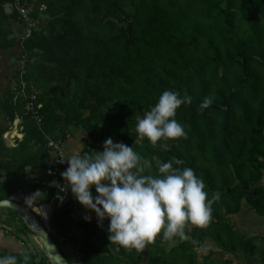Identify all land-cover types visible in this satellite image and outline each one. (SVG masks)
Masks as SVG:
<instances>
[{"label": "trees", "instance_id": "1", "mask_svg": "<svg viewBox=\"0 0 264 264\" xmlns=\"http://www.w3.org/2000/svg\"><path fill=\"white\" fill-rule=\"evenodd\" d=\"M4 1L0 48L9 49L18 38L7 26L17 19L3 13ZM32 1L38 24L24 43L26 80L38 93L42 123L38 127L23 114L21 102H13L8 81L0 94V117H6L0 126V200L40 190L47 194L41 202H50L46 138L66 142L80 129L79 154L102 152L111 138L152 162L146 174L157 175V162L180 159L179 167L193 168L204 181L208 198L218 194L219 199L207 227L189 224L187 240L158 235L140 251L117 250L108 239L109 221L98 226L91 211L86 222V209L71 195L66 205L54 203L47 227L69 264L65 248L79 264H243L218 263L210 256L199 261L197 249L207 240L221 253L259 254L257 239L237 231L229 217L244 209L264 217V0ZM44 14L49 19L41 27ZM166 90L192 98L175 116L187 137L155 146L147 139L135 143L136 124ZM205 97L213 102L202 110ZM16 116L22 137L11 147L2 137ZM37 170L45 177L33 178ZM0 211L22 221L11 210ZM22 251L3 248L0 256L22 259ZM29 253V264H51ZM258 264H264V253Z\"/></svg>", "mask_w": 264, "mask_h": 264}, {"label": "clouds", "instance_id": "2", "mask_svg": "<svg viewBox=\"0 0 264 264\" xmlns=\"http://www.w3.org/2000/svg\"><path fill=\"white\" fill-rule=\"evenodd\" d=\"M191 101L187 94L164 91L136 124L135 143L147 139L155 146L161 140L186 138L184 126L175 116L181 105ZM212 102L211 97H205L199 107L206 109ZM59 158L68 167L61 173L64 185L57 181L49 185L58 189L57 200L62 203L65 197L59 193L70 189L80 205L95 213L98 226L103 227L107 219L108 239L117 245V250L122 247L143 251L158 235L166 240H187L185 228L189 224L207 227L212 219V204L219 199L218 194L208 198L204 181L193 168L179 167L183 160L157 162V175L146 174L153 167L152 162L133 146L113 143L111 138L104 142L102 152L64 154ZM46 195L37 190L25 197L24 203L31 205L46 199ZM41 217L47 219V212L42 209ZM84 219L87 222L91 217ZM19 257L22 259L16 255L0 256V264H29L28 251L20 252Z\"/></svg>", "mask_w": 264, "mask_h": 264}, {"label": "rangeland", "instance_id": "3", "mask_svg": "<svg viewBox=\"0 0 264 264\" xmlns=\"http://www.w3.org/2000/svg\"><path fill=\"white\" fill-rule=\"evenodd\" d=\"M44 5V4H43ZM103 7V6H102ZM40 26L48 21V17L46 14L43 15ZM69 26H67L68 28ZM47 28V27H46ZM57 28L62 29V26L59 25ZM53 29L54 26H53ZM41 87V86H40ZM6 123V117H0V126H3ZM22 131V130H21ZM9 132V133H8ZM75 134V141L73 144L80 145V139L83 136V132L80 129H76L73 131ZM8 135V136H7ZM15 137L16 141H19L17 136L13 133V125L8 128V131L3 134L2 139L4 140L7 146H15L12 138ZM79 147V146H78ZM80 148V147H79ZM264 177V176H263ZM264 185V178H263ZM22 196L26 195V192H20ZM33 193V192H32ZM17 200H20V196H14ZM25 198V197H24ZM43 204L41 200L36 201L35 203L28 205V209L30 212L38 218L41 216L40 206ZM36 214V215H35ZM90 215L91 211L86 210L85 215ZM43 218V217H42ZM45 219V218H43ZM229 221L233 224L235 229L245 235L246 237H255L256 244L259 246L261 252L254 256L242 257L236 254H232L229 252L221 253L220 250L215 246V244L209 240L205 241L202 248L197 249L198 260L201 261L203 257L210 256L211 259L215 262H220L222 259H233L234 263H243V264H258L261 254L264 253V217H260L256 215L254 212L244 209L243 211L232 215L229 217ZM0 240L4 238V241H0V249H6L8 252L26 250L33 254H37L39 256H45L42 246L38 240V237L35 234L28 231L25 227V223L23 221L18 220L12 214L7 211H0ZM6 242V243H5ZM69 260L72 264H79L76 261V258L68 251L67 248L63 249ZM214 251L215 254H211L210 252Z\"/></svg>", "mask_w": 264, "mask_h": 264}, {"label": "built area", "instance_id": "4", "mask_svg": "<svg viewBox=\"0 0 264 264\" xmlns=\"http://www.w3.org/2000/svg\"><path fill=\"white\" fill-rule=\"evenodd\" d=\"M32 0H8L1 3L2 11L7 16H15L19 24L21 25L22 32L18 37V58H16V67L12 74V76L8 79L9 81V90L12 94L13 102H21L22 112L25 116L30 117L33 122L40 127L42 123V115L41 108L42 105L38 101V93L35 89L29 85L26 80V67L28 63L27 54L24 50V43L27 39H29L37 28L38 21L32 14ZM39 12H43L46 10V6L41 4L39 6ZM21 118L16 116L13 121V133L18 139H21L22 127L20 125ZM20 137V138H19ZM15 143V137L12 138ZM46 146L49 149V155L51 158V167L49 173L51 175L47 176V186L53 192L52 200L46 204H50L51 208H53L54 203L59 206L66 205L71 200V191L59 193L61 196H64L65 199L61 203L57 200L58 189L55 187H50L52 181H57L58 183L64 185L65 181L61 177V173L64 172L68 164L65 161L63 164L60 163V156L64 155V146L65 142L61 139H51L46 138ZM42 192V191H41ZM34 193V192H33ZM26 194L31 195L32 193L26 192ZM22 195L21 193H17L13 196ZM22 202V200H19ZM45 204V203H43ZM42 204V205H43ZM41 205V206H42ZM40 206V207H41Z\"/></svg>", "mask_w": 264, "mask_h": 264}, {"label": "water", "instance_id": "5", "mask_svg": "<svg viewBox=\"0 0 264 264\" xmlns=\"http://www.w3.org/2000/svg\"><path fill=\"white\" fill-rule=\"evenodd\" d=\"M28 195L26 194L25 197ZM43 205H47L50 209L47 214V219H43L41 216L39 218L35 217L28 209V206L25 205L24 201L19 202L14 196L0 200V209L13 211L27 225L28 230L38 237L45 257L51 264H69L47 231L48 215L52 211L51 205L46 203Z\"/></svg>", "mask_w": 264, "mask_h": 264}, {"label": "crops", "instance_id": "6", "mask_svg": "<svg viewBox=\"0 0 264 264\" xmlns=\"http://www.w3.org/2000/svg\"><path fill=\"white\" fill-rule=\"evenodd\" d=\"M9 25L7 26V29H12L15 36L18 38L22 32V28L19 22L15 19H10ZM18 52H19V49L17 46H14L13 48H9V49L0 48V94H2L3 91L6 89L8 79L12 76L15 70L16 54ZM74 141H75V134L72 132V135L65 142V146H64L65 154H76L79 152L80 145L73 144ZM32 177L35 178L36 180H39V179L44 178L45 174L42 171L37 170L33 172ZM84 214H86V210ZM85 216L91 217V214L90 215L88 214ZM0 241L1 242L4 241V238H2V240Z\"/></svg>", "mask_w": 264, "mask_h": 264}, {"label": "bare ground", "instance_id": "7", "mask_svg": "<svg viewBox=\"0 0 264 264\" xmlns=\"http://www.w3.org/2000/svg\"><path fill=\"white\" fill-rule=\"evenodd\" d=\"M9 133V132H8ZM8 136V135H7ZM29 196V195H28ZM24 197L25 196H21L19 199L20 200H22V201H24ZM40 209H42L43 211H45V212H47V214H48V210L46 211V205H42L41 207H40ZM36 236V235H35ZM37 237V236H36Z\"/></svg>", "mask_w": 264, "mask_h": 264}]
</instances>
